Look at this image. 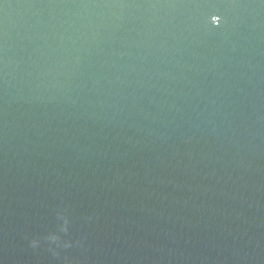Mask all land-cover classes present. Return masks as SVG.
<instances>
[{
    "label": "water",
    "instance_id": "1",
    "mask_svg": "<svg viewBox=\"0 0 264 264\" xmlns=\"http://www.w3.org/2000/svg\"><path fill=\"white\" fill-rule=\"evenodd\" d=\"M0 264H264V0H0Z\"/></svg>",
    "mask_w": 264,
    "mask_h": 264
},
{
    "label": "clouds",
    "instance_id": "2",
    "mask_svg": "<svg viewBox=\"0 0 264 264\" xmlns=\"http://www.w3.org/2000/svg\"><path fill=\"white\" fill-rule=\"evenodd\" d=\"M57 219L63 221V223L59 227V231L56 233H49L43 238L48 242L49 249L54 256H59V252L56 250L57 248L66 249L72 247V242L63 240L62 236L60 235V233H68L70 223L69 217L65 214V212H58ZM40 243V239L34 238L31 240V246L33 248L39 247ZM53 244L56 246L55 248L51 247Z\"/></svg>",
    "mask_w": 264,
    "mask_h": 264
}]
</instances>
